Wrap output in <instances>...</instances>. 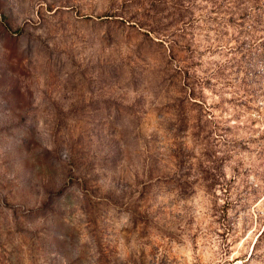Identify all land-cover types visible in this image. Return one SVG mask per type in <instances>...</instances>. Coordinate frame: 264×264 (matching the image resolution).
I'll return each instance as SVG.
<instances>
[{
  "label": "rangeland",
  "instance_id": "1",
  "mask_svg": "<svg viewBox=\"0 0 264 264\" xmlns=\"http://www.w3.org/2000/svg\"><path fill=\"white\" fill-rule=\"evenodd\" d=\"M0 264H264V0H0Z\"/></svg>",
  "mask_w": 264,
  "mask_h": 264
}]
</instances>
